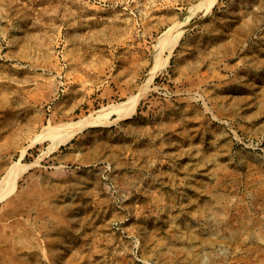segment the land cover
Masks as SVG:
<instances>
[{
  "label": "rangeland",
  "instance_id": "obj_1",
  "mask_svg": "<svg viewBox=\"0 0 264 264\" xmlns=\"http://www.w3.org/2000/svg\"><path fill=\"white\" fill-rule=\"evenodd\" d=\"M198 1L0 0V264H264V0L198 12L130 117L50 147Z\"/></svg>",
  "mask_w": 264,
  "mask_h": 264
},
{
  "label": "bare ground",
  "instance_id": "obj_2",
  "mask_svg": "<svg viewBox=\"0 0 264 264\" xmlns=\"http://www.w3.org/2000/svg\"><path fill=\"white\" fill-rule=\"evenodd\" d=\"M215 1L216 0H199L195 4L189 6L182 17L159 36L155 43V52L150 68L138 93L131 95L128 99L120 103L104 106L96 113L87 115L77 121L58 123L53 128L49 129V132L53 136L50 147L56 148L58 145L68 141L78 130L84 127L93 126L99 124V122L103 125L109 123L110 121L108 120L112 113H117L114 119H125L130 117L135 110L138 99L148 90L153 77L166 65L170 53L175 48L191 18L198 12H202L204 15L208 14ZM167 46H170L168 54L161 58L162 52Z\"/></svg>",
  "mask_w": 264,
  "mask_h": 264
}]
</instances>
